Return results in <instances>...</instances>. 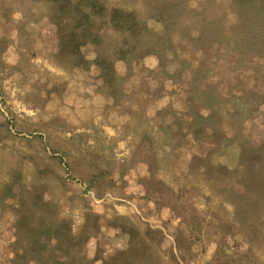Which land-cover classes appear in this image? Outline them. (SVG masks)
Wrapping results in <instances>:
<instances>
[{
	"label": "rangeland",
	"instance_id": "1",
	"mask_svg": "<svg viewBox=\"0 0 264 264\" xmlns=\"http://www.w3.org/2000/svg\"><path fill=\"white\" fill-rule=\"evenodd\" d=\"M90 1L0 0V264H264L263 116L228 102L262 59L186 39L228 0ZM172 7L170 74L152 53L127 67L130 33ZM213 63L222 102H186Z\"/></svg>",
	"mask_w": 264,
	"mask_h": 264
},
{
	"label": "trees",
	"instance_id": "2",
	"mask_svg": "<svg viewBox=\"0 0 264 264\" xmlns=\"http://www.w3.org/2000/svg\"><path fill=\"white\" fill-rule=\"evenodd\" d=\"M88 5L91 8H95L99 4L95 1L88 0ZM199 11L200 14L204 12L201 7ZM113 12H120L126 21L125 17L128 15L126 12L115 9ZM91 13V11H88L85 14L86 17ZM176 13V9L174 10V7H172L166 10L163 16L158 18V21L163 27V33L152 29L150 30L149 28L146 29V33L144 30V34L141 33L140 35L131 32V36H128V43L130 44L129 54L124 55L122 62L128 67L130 62L132 63V61L138 59L140 56L139 52L143 54L152 53L158 58L161 71L169 75L170 73L166 70L164 59H166V56L170 52L174 55L173 51H171L174 50L173 45L170 43L173 32L172 25L177 24L178 20H187L183 11ZM221 15L224 16V22L219 21L220 19L208 20L201 16L203 17L202 20L193 29L195 33L192 31L193 33L186 38L190 44L189 52L196 54L197 52H202L205 48L212 47L217 49L218 53L221 52L224 54V56L228 55L231 58L233 57L236 62H240L241 59L247 61L246 64L251 65L252 68L253 65L248 60H253L252 62H254L255 58H258V60L262 59V65H264V0H228L225 10L221 11ZM160 18L162 19L160 20ZM183 62L187 64L185 61ZM256 64L259 65V62H256ZM216 66L217 64L213 63L209 67H199V65H196L190 68V73L192 74L191 86L188 91L183 92V97L186 99V102H189L187 92L195 94V100L189 103H204L213 108L214 104L222 102L223 98L220 97L222 94L220 91V83L212 80L206 81L204 77L208 71L214 69ZM258 75L260 78H262V75L264 76V66L258 70ZM201 77H204L203 81H200ZM257 83L259 84V81ZM258 84L255 83V85L246 87L244 95L241 94L228 99V102L233 107L231 110L233 112L236 111L240 115V122L251 117L253 113H258V116L261 114L264 121V85H260V88L255 89L253 86L257 87ZM194 114L196 124L203 127H206L214 119L215 121L217 120L214 117V112L210 113V116H203L199 113ZM244 144L240 145V157H244L247 154L243 148ZM258 147L262 161L259 159L256 167L258 169H264V140L258 143ZM248 148L251 147L248 146ZM262 173L263 178L261 180L264 182V170Z\"/></svg>",
	"mask_w": 264,
	"mask_h": 264
}]
</instances>
